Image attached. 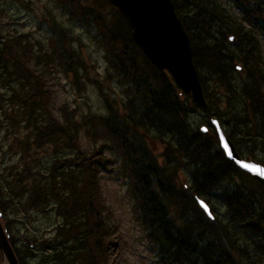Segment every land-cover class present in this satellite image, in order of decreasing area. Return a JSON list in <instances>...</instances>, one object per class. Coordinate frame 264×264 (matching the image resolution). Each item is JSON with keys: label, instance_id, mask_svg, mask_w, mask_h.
Masks as SVG:
<instances>
[{"label": "trees", "instance_id": "obj_1", "mask_svg": "<svg viewBox=\"0 0 264 264\" xmlns=\"http://www.w3.org/2000/svg\"><path fill=\"white\" fill-rule=\"evenodd\" d=\"M51 1L54 10L39 26L44 42L0 31V111L19 116L33 133L17 141L31 148L25 155L51 152L48 164L27 163L7 181L8 208L0 197L3 214L12 207L27 218L35 212L56 220L51 234L28 235L21 247L11 239L20 263L31 264L30 253L40 264H108L114 238L99 182L104 172L126 187L159 264H264V185L226 157L211 122H220L243 158L264 165V0H172L191 38L204 107L152 64L109 0ZM58 14L102 51V79L89 75L87 45ZM47 72L73 77L84 88L91 82L106 113L55 115ZM113 86L119 96L110 93ZM201 113L203 125L194 119ZM7 222L11 234L14 221Z\"/></svg>", "mask_w": 264, "mask_h": 264}, {"label": "rangeland", "instance_id": "obj_2", "mask_svg": "<svg viewBox=\"0 0 264 264\" xmlns=\"http://www.w3.org/2000/svg\"><path fill=\"white\" fill-rule=\"evenodd\" d=\"M0 7V11H2L0 31L4 36L19 38L20 35H26L34 45L45 41L46 30L39 26L45 18H48L49 11L54 10L51 0H23V3L18 0H0ZM57 18L64 22L65 27L72 29L76 35L82 38L87 45L83 55L91 67L89 75L93 80L102 79L106 70L102 51L96 49L91 38L82 28L68 21L61 14H58ZM47 73L46 91H50V107L55 115L59 116L64 112L78 116L106 113L99 91L91 82L84 88V84L78 86L73 77H66L61 73ZM110 93L119 96L121 91L113 86ZM202 114L204 113L197 114L194 118L195 122L197 118L198 124L202 122ZM25 125L19 116L2 114L0 111V191H2L0 197L2 196L7 208L10 206V201H5L3 187H8L7 183L14 181L18 177V172L23 171V166L27 163H32V167L36 169L35 162L39 160L44 161L45 164L50 162L51 152H46L47 150H35L31 152V155L24 154L31 148H22L17 141L20 138L27 140L33 136V133L25 128ZM81 143L84 149L90 150L93 147L90 141L84 137L81 138ZM156 148L158 149L156 153H160V146L156 145ZM26 180L27 178L21 181L20 187L24 186ZM99 182L106 208L105 217L113 230L114 238V244L108 248L107 252L108 264H159L155 255L149 251L142 227L133 214V205L126 187L112 173H100ZM4 214L9 222L10 220L14 221L12 224L10 223V232L11 239L17 240V247H21L23 240L28 235L32 239H38L43 234H51V229L54 228L56 222L47 213H41L39 216L34 212L31 218H27L25 212L14 210L12 207L4 210ZM27 257L31 264L41 263L39 258L33 257V254L28 253Z\"/></svg>", "mask_w": 264, "mask_h": 264}, {"label": "water", "instance_id": "obj_3", "mask_svg": "<svg viewBox=\"0 0 264 264\" xmlns=\"http://www.w3.org/2000/svg\"><path fill=\"white\" fill-rule=\"evenodd\" d=\"M110 1L120 10L132 29L134 41L152 64L160 70L169 72L177 86L181 88L185 94L192 96L195 104L201 107L206 106L204 90L194 64L191 38L176 13L173 1ZM212 122L216 128L219 141L220 137H223L225 141L230 143L231 148L235 152V156L230 159L222 148V142L220 141L221 149L230 161L235 163V160H240L243 163L264 167V165L256 161L244 159L238 153L232 140L223 131L218 120L213 119ZM204 129L207 128L203 127V132H205ZM235 165L241 170L249 173L259 183L264 185V176H260L256 172H248L239 167L236 163ZM199 200L201 199H198V201ZM3 221L5 222L3 223ZM10 239L9 224L4 214L0 211V264H20L10 243Z\"/></svg>", "mask_w": 264, "mask_h": 264}, {"label": "snow or ice", "instance_id": "obj_4", "mask_svg": "<svg viewBox=\"0 0 264 264\" xmlns=\"http://www.w3.org/2000/svg\"><path fill=\"white\" fill-rule=\"evenodd\" d=\"M230 39H235V38L230 37ZM204 131L207 132L208 129H204ZM220 141L222 142V148L225 150L226 155L230 159L233 158L235 156V152L231 148L230 143L225 141L223 137H220ZM235 163L238 164L239 167H241L242 169L248 172H256L258 175L264 176V167H258L257 165H254V164L243 163L240 160H235ZM198 204L200 208L203 209V211L207 213L210 218H214L212 215V209L207 202H205L204 200H199Z\"/></svg>", "mask_w": 264, "mask_h": 264}, {"label": "bare ground", "instance_id": "obj_5", "mask_svg": "<svg viewBox=\"0 0 264 264\" xmlns=\"http://www.w3.org/2000/svg\"><path fill=\"white\" fill-rule=\"evenodd\" d=\"M235 109H236V108H235ZM233 110H234V109H233ZM236 111H237V110H236ZM237 113H238V112H237ZM247 113H248V112H247ZM235 114H236V113H235ZM238 117H239V115H238ZM236 131H238V130H236ZM237 134H238V133H237ZM237 136H238V135H237ZM237 136H236V137H237ZM236 137H235V138H236ZM242 137H243V136H242ZM237 139H238V138H237ZM241 139H243V140H244V137H243V138H241ZM241 139H240V140H241ZM240 140H239V141H240ZM251 144H252V143H251ZM252 147H253V146H252ZM254 147H255V146H254ZM221 207H222V206H221ZM223 207H224V206H223ZM217 208H219V205H218V207H217ZM217 208H216V209H217ZM214 209H215V208H214ZM221 209H223V208H221ZM226 211H227V210H226ZM224 212H225V211H224ZM217 213H218V212H217ZM227 218H228V217H227ZM227 231H228V230H227ZM223 232H224V231H223Z\"/></svg>", "mask_w": 264, "mask_h": 264}]
</instances>
